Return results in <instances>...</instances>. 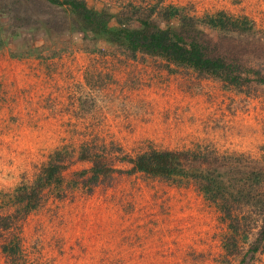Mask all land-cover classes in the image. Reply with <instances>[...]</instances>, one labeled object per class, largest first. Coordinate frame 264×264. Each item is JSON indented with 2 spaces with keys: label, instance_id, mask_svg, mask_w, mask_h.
Wrapping results in <instances>:
<instances>
[{
  "label": "rangeland",
  "instance_id": "1",
  "mask_svg": "<svg viewBox=\"0 0 264 264\" xmlns=\"http://www.w3.org/2000/svg\"><path fill=\"white\" fill-rule=\"evenodd\" d=\"M86 1L97 12L155 9L162 27L218 10L248 15L249 34L201 27L215 53L264 72V0ZM171 5L179 16L168 18ZM76 27L67 6L0 0V264H264V183L245 182L250 197H226L235 229L194 179L132 171L123 158L196 148L228 183V162L264 170V83L230 85ZM83 148L116 170L91 185L90 172L80 175L93 165ZM60 149L70 157L62 188L49 186L20 214L17 187Z\"/></svg>",
  "mask_w": 264,
  "mask_h": 264
},
{
  "label": "trees",
  "instance_id": "2",
  "mask_svg": "<svg viewBox=\"0 0 264 264\" xmlns=\"http://www.w3.org/2000/svg\"><path fill=\"white\" fill-rule=\"evenodd\" d=\"M47 1L58 6H67L76 28L92 31L95 37L124 47L131 54L145 53L161 56L175 64L192 67L202 74L219 77L237 87L252 81L264 83V72L261 69L215 53L209 45L211 42L207 40L205 30L201 27V24H205L231 32L249 34L254 32L255 22L248 15H234L218 10L206 12L198 17L189 16L187 21L179 25L162 27L156 20L150 18L155 9L151 10L150 15L144 16L139 12V5L133 3L134 13L128 15V13L118 12H97L86 0ZM181 10L172 5L166 7L168 18L179 16ZM113 17H116L118 25L110 23ZM133 22H137L138 25L132 26ZM79 157L89 159L93 163L89 170H83L80 173L81 176H85L87 172H90L88 181L91 185L98 183L116 170L114 165H108L103 154L96 151L87 153L83 148ZM68 158L70 157L67 152L61 149L56 150L33 183L17 187L12 199L20 209V214L26 215L36 209L42 202L44 191L49 186L55 184L62 188L63 171L67 168ZM123 158L133 165L132 171L175 181L194 179L205 196L214 201L221 213L231 220V225H235L237 221L238 226L240 217L234 215L235 211L230 204H227L226 197L233 196L240 200L249 195L252 196V188L261 189L264 183L263 169L253 168L250 171H243L234 161L231 163L227 161L225 173L228 171L236 176L232 175L228 183L224 177V171L220 170V166L216 165L215 161L210 160V155L196 148L185 150L151 148L136 156ZM247 181H250L248 183L252 188L244 186ZM260 204L264 205V200H261ZM236 225L235 229H237ZM4 249L7 251V247Z\"/></svg>",
  "mask_w": 264,
  "mask_h": 264
}]
</instances>
